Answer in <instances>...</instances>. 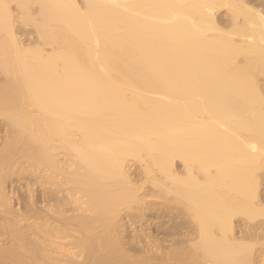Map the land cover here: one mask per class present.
Instances as JSON below:
<instances>
[{
	"label": "bare ground",
	"instance_id": "6f19581e",
	"mask_svg": "<svg viewBox=\"0 0 264 264\" xmlns=\"http://www.w3.org/2000/svg\"><path fill=\"white\" fill-rule=\"evenodd\" d=\"M0 264H264V0H0Z\"/></svg>",
	"mask_w": 264,
	"mask_h": 264
},
{
	"label": "rangeland",
	"instance_id": "374dc122",
	"mask_svg": "<svg viewBox=\"0 0 264 264\" xmlns=\"http://www.w3.org/2000/svg\"><path fill=\"white\" fill-rule=\"evenodd\" d=\"M21 182H22V181H21ZM37 186H38L37 184H36V185H34V187H37ZM22 190H23V189H22ZM22 190H21V191H22Z\"/></svg>",
	"mask_w": 264,
	"mask_h": 264
}]
</instances>
